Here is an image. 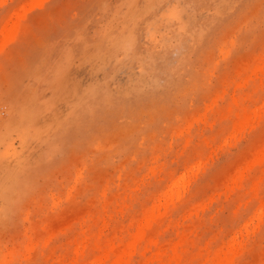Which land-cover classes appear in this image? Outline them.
Wrapping results in <instances>:
<instances>
[{
    "label": "rangeland",
    "instance_id": "rangeland-1",
    "mask_svg": "<svg viewBox=\"0 0 264 264\" xmlns=\"http://www.w3.org/2000/svg\"><path fill=\"white\" fill-rule=\"evenodd\" d=\"M0 264H264V0H0Z\"/></svg>",
    "mask_w": 264,
    "mask_h": 264
}]
</instances>
